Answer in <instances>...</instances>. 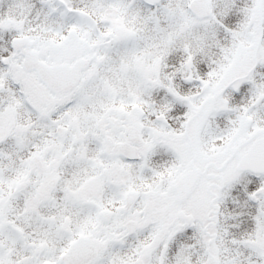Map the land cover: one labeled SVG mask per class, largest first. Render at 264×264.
Masks as SVG:
<instances>
[{
    "label": "snow or ice",
    "instance_id": "obj_1",
    "mask_svg": "<svg viewBox=\"0 0 264 264\" xmlns=\"http://www.w3.org/2000/svg\"><path fill=\"white\" fill-rule=\"evenodd\" d=\"M0 264H264V0H0Z\"/></svg>",
    "mask_w": 264,
    "mask_h": 264
}]
</instances>
